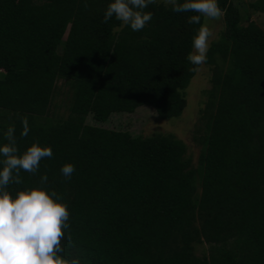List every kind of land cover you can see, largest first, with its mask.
Wrapping results in <instances>:
<instances>
[{"label": "trees", "instance_id": "trees-1", "mask_svg": "<svg viewBox=\"0 0 264 264\" xmlns=\"http://www.w3.org/2000/svg\"><path fill=\"white\" fill-rule=\"evenodd\" d=\"M109 2L0 0V144L11 126L21 153L34 142L53 152L6 190L40 187L47 175L42 187L70 212L61 255L79 264H264V32L233 0H217L223 32L204 64L210 87L193 167L170 134L85 123L139 106L178 117L194 74L193 13L157 2L144 9L152 20L132 31L114 17L103 22ZM249 6L262 12L264 0ZM58 79L71 89L63 118L48 115ZM64 163L75 166L71 179ZM202 243L207 253L197 256Z\"/></svg>", "mask_w": 264, "mask_h": 264}, {"label": "clouds", "instance_id": "clouds-1", "mask_svg": "<svg viewBox=\"0 0 264 264\" xmlns=\"http://www.w3.org/2000/svg\"><path fill=\"white\" fill-rule=\"evenodd\" d=\"M157 0H110L103 14V22L115 18L132 31H141L153 18L144 11ZM176 13H193L187 23L196 24L191 48L186 59L193 65V71L206 63L213 29L205 20L217 21L223 16L217 0H163ZM87 7V5H85ZM21 136L30 131L27 120H22ZM14 127L5 132L6 143L0 144V264H79V260L63 258L62 241L70 212L66 203L55 191H48L43 185L48 183L46 174L40 176V187L17 190L13 196L7 191L10 184L23 183L20 172L36 174L40 161L52 158V149L32 143L22 153L17 147ZM75 166L64 163L60 172L65 179H71ZM71 243V237H68Z\"/></svg>", "mask_w": 264, "mask_h": 264}, {"label": "rangeland", "instance_id": "rangeland-1", "mask_svg": "<svg viewBox=\"0 0 264 264\" xmlns=\"http://www.w3.org/2000/svg\"><path fill=\"white\" fill-rule=\"evenodd\" d=\"M238 6L242 17L248 16V20L264 32V11L253 10L249 5L255 0H233ZM163 3V0H157ZM164 4V3H163ZM214 32L210 41L218 39L223 32L222 17L217 21L205 20ZM245 23V20H243ZM61 47L59 45L58 51ZM192 51V49H191ZM210 68L202 65L194 71L186 88L183 90L185 105L178 117L160 119L154 110L148 106H139L131 113H113L106 121L98 123L91 119L90 115L85 117V123L98 125L107 129L124 130L135 136H150L152 134H170L179 139L185 146V157L190 161L191 166L195 167L201 145L193 140L197 136L195 133L198 117L205 99L206 90L210 87ZM71 95L70 85L67 80L58 79L55 82L54 92L51 99L48 115L54 118H63L67 114V107ZM195 255L201 256L207 253V245L202 243L196 245Z\"/></svg>", "mask_w": 264, "mask_h": 264}]
</instances>
